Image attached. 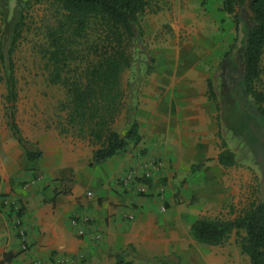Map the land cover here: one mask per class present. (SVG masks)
<instances>
[{
	"label": "rangeland",
	"instance_id": "rangeland-1",
	"mask_svg": "<svg viewBox=\"0 0 264 264\" xmlns=\"http://www.w3.org/2000/svg\"><path fill=\"white\" fill-rule=\"evenodd\" d=\"M29 2L25 33L14 56L16 120L28 144L37 147L32 140L64 120L63 105L68 99L62 86L49 83L41 54L46 42L44 26L57 7ZM15 5L12 0L11 11ZM140 27L141 37L132 47L134 63L123 83L141 132L153 136L158 128L166 133L172 127L189 126L190 139L179 142L180 148L193 144L196 152H210L211 157L204 165H191V160L179 155L177 164L165 167L172 175L174 199L177 205L189 203L198 219L234 220L264 201V108L235 88L231 94L223 79L224 56L238 39L235 17L223 11V0H149ZM209 80L215 100L209 97ZM255 89H264V56ZM6 96V86L0 81V116L8 129ZM241 112L246 113L244 119L239 118ZM127 118L125 111L117 121L119 133L129 129ZM236 120L237 133L229 129L235 128ZM224 149L236 155L235 166L220 165ZM192 246L194 257L188 264H251L236 233L220 247L195 241Z\"/></svg>",
	"mask_w": 264,
	"mask_h": 264
},
{
	"label": "crops",
	"instance_id": "crops-1",
	"mask_svg": "<svg viewBox=\"0 0 264 264\" xmlns=\"http://www.w3.org/2000/svg\"><path fill=\"white\" fill-rule=\"evenodd\" d=\"M189 130L172 127L165 133L158 128L147 136L140 128L138 146L92 167L96 147L57 128L38 134L32 140L37 147L28 144L42 153L30 162L0 116V264H62L63 259L69 260L64 264H188L194 257L190 229L199 219L189 203L177 205L165 167L177 164L179 155L191 165L210 159V152H196L193 144L180 148L179 142L189 141ZM151 160L158 161L159 169L147 181L148 191L142 180L130 189L119 185L127 170H143ZM164 178L169 180L163 184ZM7 200L25 209L26 254L12 223L16 211L5 206ZM84 218L90 222L82 224ZM79 229L85 235L79 236Z\"/></svg>",
	"mask_w": 264,
	"mask_h": 264
},
{
	"label": "trees",
	"instance_id": "trees-1",
	"mask_svg": "<svg viewBox=\"0 0 264 264\" xmlns=\"http://www.w3.org/2000/svg\"><path fill=\"white\" fill-rule=\"evenodd\" d=\"M11 1L0 0V81L6 86L9 104L5 115L28 160L35 162L42 158V153L28 148L16 120L18 84L14 61L32 0H16L12 11ZM34 1L57 7L44 26L46 42L41 54L46 61L49 83L62 86L67 94V103L63 105L66 116L57 125L60 134L71 133L96 147L92 167L125 153L132 145L138 146L142 141L140 127L123 78L133 66L132 47L141 37L140 17L149 0ZM223 11L235 17L237 29L243 24L245 34L242 43L238 45L236 41L225 54L223 67L230 65L236 69L242 79L241 94L264 108V89H255L264 56V0H223ZM208 93L215 100L210 80ZM125 111L130 127L119 133L116 124ZM234 116L233 113L230 118L235 120ZM245 117L246 113L241 112L239 118ZM237 120L234 129L229 126L232 132L240 130ZM218 161L224 168L237 164L236 155L227 149L220 153ZM24 214L22 207L17 215L22 218ZM234 233L250 263L264 264V201L252 205L234 220L199 219L190 229L195 242L210 247L223 246Z\"/></svg>",
	"mask_w": 264,
	"mask_h": 264
},
{
	"label": "built area",
	"instance_id": "built-area-1",
	"mask_svg": "<svg viewBox=\"0 0 264 264\" xmlns=\"http://www.w3.org/2000/svg\"><path fill=\"white\" fill-rule=\"evenodd\" d=\"M157 168L159 169L158 161L151 160L150 162L146 163L143 170H140L137 168H132V169L127 170L126 174L118 180V183L119 185L122 186V188L130 189L132 188V186H134V184L137 183L138 180H142L144 181L143 186H145L144 187L145 190L148 191L149 184L147 181L153 180L154 172L157 171ZM140 191H144V190H140ZM91 195H92L91 193L88 194V196H91ZM6 202L7 203L5 204V206H10L9 208H12L14 211H16V212H13L14 217H13L12 223L14 226H16V229L19 232V237L21 240L20 251L22 254H26L28 252V243L26 239V233L22 229L21 218L17 215V213L21 210V207L16 201L7 200ZM133 219H134L133 215L128 217V221H132ZM89 222L90 220L88 218H84L81 221L82 224H88ZM72 225L77 226L78 222L76 220H72ZM77 233L79 236H83L85 235V230L79 229ZM68 261H69L68 259H63L62 261H60V263L64 264ZM30 264H42V263L36 260V261L31 262Z\"/></svg>",
	"mask_w": 264,
	"mask_h": 264
},
{
	"label": "flooded vegetation",
	"instance_id": "flooded-vegetation-1",
	"mask_svg": "<svg viewBox=\"0 0 264 264\" xmlns=\"http://www.w3.org/2000/svg\"><path fill=\"white\" fill-rule=\"evenodd\" d=\"M223 79L226 83L227 90H229L231 94H233L235 89L241 93L242 79L239 77L236 69L234 70L230 65H227V67L224 68Z\"/></svg>",
	"mask_w": 264,
	"mask_h": 264
},
{
	"label": "water",
	"instance_id": "water-1",
	"mask_svg": "<svg viewBox=\"0 0 264 264\" xmlns=\"http://www.w3.org/2000/svg\"><path fill=\"white\" fill-rule=\"evenodd\" d=\"M244 32H243V24L241 23L239 25V28H238V40H237V44L240 45L244 39Z\"/></svg>",
	"mask_w": 264,
	"mask_h": 264
}]
</instances>
